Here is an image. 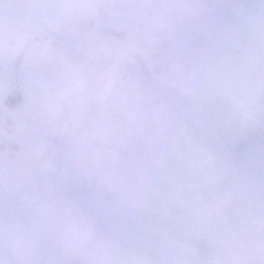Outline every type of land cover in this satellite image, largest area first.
I'll return each mask as SVG.
<instances>
[{
	"label": "clouds",
	"instance_id": "1",
	"mask_svg": "<svg viewBox=\"0 0 264 264\" xmlns=\"http://www.w3.org/2000/svg\"><path fill=\"white\" fill-rule=\"evenodd\" d=\"M0 264H264V0H0Z\"/></svg>",
	"mask_w": 264,
	"mask_h": 264
}]
</instances>
